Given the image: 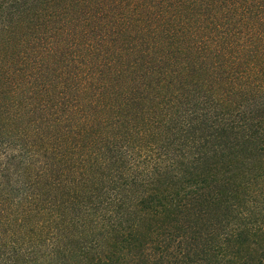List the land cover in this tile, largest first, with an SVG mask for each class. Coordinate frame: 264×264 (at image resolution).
<instances>
[{"label":"trees","instance_id":"1","mask_svg":"<svg viewBox=\"0 0 264 264\" xmlns=\"http://www.w3.org/2000/svg\"><path fill=\"white\" fill-rule=\"evenodd\" d=\"M0 264H264V0H0Z\"/></svg>","mask_w":264,"mask_h":264}]
</instances>
